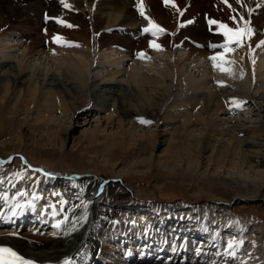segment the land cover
<instances>
[{
  "label": "bare ground",
  "instance_id": "6f19581e",
  "mask_svg": "<svg viewBox=\"0 0 264 264\" xmlns=\"http://www.w3.org/2000/svg\"><path fill=\"white\" fill-rule=\"evenodd\" d=\"M221 23L252 33L226 52ZM261 41L264 0H0V247L39 264H264V225L126 182L188 172L235 204L263 195Z\"/></svg>",
  "mask_w": 264,
  "mask_h": 264
},
{
  "label": "rangeland",
  "instance_id": "374dc122",
  "mask_svg": "<svg viewBox=\"0 0 264 264\" xmlns=\"http://www.w3.org/2000/svg\"><path fill=\"white\" fill-rule=\"evenodd\" d=\"M160 35L162 36L155 37V40L164 37L165 33L162 32ZM186 42L188 43L187 40ZM188 44L190 45V43ZM30 161L55 172H61L63 169L66 172L71 170V167L68 164H62L61 160L53 162L49 158L37 154L30 156ZM19 162V160H13L12 165L15 166ZM126 179L133 197L140 201L176 203L180 200H186L196 208L206 211L217 209L221 217L230 219L234 225H246L247 227L253 224L264 225V193L256 201L248 199V202L235 204L234 196L238 194L236 190L217 181L212 183L197 181L188 172H176V174L166 176L158 170H152L145 176H129ZM121 192L128 193L125 188H122ZM228 201L233 203L229 207L226 206ZM251 238L254 239L255 237L251 236ZM180 260L184 264H188L190 261L194 262V259L187 258V256L180 257ZM207 260L210 262V259ZM211 263L216 264V260L211 261Z\"/></svg>",
  "mask_w": 264,
  "mask_h": 264
},
{
  "label": "snow or ice",
  "instance_id": "6c2138e0",
  "mask_svg": "<svg viewBox=\"0 0 264 264\" xmlns=\"http://www.w3.org/2000/svg\"><path fill=\"white\" fill-rule=\"evenodd\" d=\"M165 4H169L171 2V0H164ZM227 2V0H225V3ZM240 0H237V3H239ZM175 6V5H173ZM230 7V5H229ZM143 15V13H141ZM232 19L235 21L236 18L232 17ZM240 20L243 21L244 18L240 17ZM245 24H247V21H244ZM189 23H191V21H189ZM210 24H216V21H209ZM158 27V26H156ZM219 27L221 29H224L223 35L226 38V43L223 45H220V47L224 48L226 52L228 51H234V49L229 48V43L233 42V40L237 43L238 46L241 45V40L243 38V36L245 35H249L252 33V29L251 28H246V30L241 31L239 29L237 30H233L232 28H229L227 25L225 24H219ZM161 31H163V29H160ZM145 31H148V29H145ZM264 45V41L260 42L261 46ZM156 47H159L158 45H156ZM213 60L217 59V57H212ZM222 70H226V69H222ZM141 123H150L149 121L146 120H141ZM0 264H32L31 261H27L25 260L21 255H19L17 252L13 251V249L9 248V247H0Z\"/></svg>",
  "mask_w": 264,
  "mask_h": 264
}]
</instances>
